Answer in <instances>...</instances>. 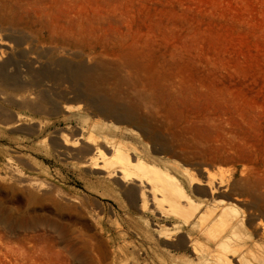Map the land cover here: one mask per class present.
Segmentation results:
<instances>
[{
  "label": "rangeland",
  "instance_id": "rangeland-1",
  "mask_svg": "<svg viewBox=\"0 0 264 264\" xmlns=\"http://www.w3.org/2000/svg\"><path fill=\"white\" fill-rule=\"evenodd\" d=\"M0 41V66L12 58L9 73L27 79L48 67L50 56L89 65L101 58L140 79L138 90L120 87L116 101L177 106L176 116L157 122L167 146L103 132L191 170L250 175L245 189L228 194L264 219V0H0ZM66 81L49 79L44 100L43 87L27 95L5 86L0 74V264H120L121 246L127 264H147L144 252L139 261L131 254L143 230L138 213L80 166L84 157L59 153L62 140L79 137V112L118 124L95 116L101 105Z\"/></svg>",
  "mask_w": 264,
  "mask_h": 264
},
{
  "label": "bare ground",
  "instance_id": "bare-ground-1",
  "mask_svg": "<svg viewBox=\"0 0 264 264\" xmlns=\"http://www.w3.org/2000/svg\"><path fill=\"white\" fill-rule=\"evenodd\" d=\"M62 58L50 56L48 67L33 72V75L31 73L29 76L32 79L21 76L19 71L10 74L9 67L14 65L10 58L0 66V74L5 86L26 90L27 95L32 87H43L44 100H48L44 91L47 90L46 82L51 78H62L84 86L89 101L101 105L94 115L98 117L104 114L116 120L118 124L103 120L91 121L86 112H79L78 118L82 124L78 127L79 137L74 141H64L62 137L58 147L65 160L70 154L84 157L80 166L93 172L99 181L113 186L116 193L122 194L129 207L138 213L137 220L142 224L143 230L136 233L139 245L135 253H131L135 255V260L139 261L140 254L144 252L147 264H264V219L262 220L261 213L247 214L248 210L246 212L245 206H242L243 200L228 194L237 189H245L250 183V175L247 177L246 174L245 179L242 178L243 174L241 178H237L230 171L225 176L224 170L208 168L209 166L191 170L147 155L132 143L134 140L125 141L123 134H135L136 137L142 135L150 142L167 146V136L157 122L176 116L177 106L157 104L146 99L142 104L120 105L116 101L118 89L125 85L138 90L140 79L127 75L120 68H110L107 65L110 62L101 58L90 59L92 65L83 60ZM54 92V96L58 97L59 93ZM27 98L29 100L30 97ZM41 98L42 96L40 101ZM70 107L65 106V111L69 112ZM142 111L148 114L138 115ZM119 124H128L133 128H121ZM109 129L122 131V139L112 137L115 135L113 131L112 136L103 132ZM79 142L80 149H72ZM167 152L164 149L161 151L163 154ZM189 189H196L205 197L195 198ZM121 203L124 205L125 202ZM151 217L155 219L153 230L149 226ZM123 235L121 233V239ZM154 237L159 244H156ZM177 247L185 249V253L174 254L172 249ZM117 257L120 264L128 263L129 254L124 246L119 248Z\"/></svg>",
  "mask_w": 264,
  "mask_h": 264
}]
</instances>
